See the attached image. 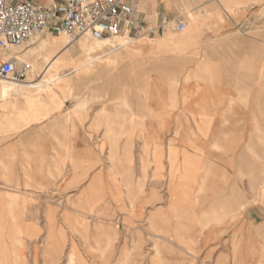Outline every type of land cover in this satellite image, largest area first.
Instances as JSON below:
<instances>
[{"label": "rangeland", "instance_id": "1", "mask_svg": "<svg viewBox=\"0 0 264 264\" xmlns=\"http://www.w3.org/2000/svg\"><path fill=\"white\" fill-rule=\"evenodd\" d=\"M188 2L190 0H183L184 4ZM151 6H155V1ZM178 15L160 18L159 15L147 16L145 20L151 26L160 24L163 18L167 19V24L157 33L131 39L133 41L130 42L120 38L110 39L104 49L89 57L80 52L76 45L80 40L93 41L89 36L75 41L67 37L43 40L41 35L44 34H38L34 44L0 48V63L15 59L18 65H30L31 70L24 84L33 80L41 85V88L29 90L24 88V84L16 86L0 82V99L19 93L20 97L44 95L46 99L58 100V93H65L70 100H91L89 102L95 106L92 111L100 108L103 101L107 144L106 147L97 148L95 169L97 173L102 172L103 177L93 185L101 193L56 197L49 191L51 196L46 198L39 195L50 189L89 185L92 179L32 182L33 177L40 176L32 177L30 172L36 163L39 164L40 151L31 150L29 142L23 140L22 135H0V144L17 142L15 148L12 146V151H0V168L3 167L6 174L0 178V264H195L197 258L200 260L198 264H222L219 260L220 244H215L207 259L200 251L196 253L190 248L188 238L180 236L182 222H178L177 218L182 209L181 200L179 198L177 202L172 198L176 194L185 196L187 190L179 186H192L189 191L194 195L196 209L202 213L205 206L203 201L210 198L208 212L213 216V223L219 224L220 195L228 200L234 199L236 194L249 193L255 200L264 192V151L245 154L250 156L251 163L241 162L238 181H245L244 185H218V157L215 153L203 154L206 151L200 149L203 147L215 152L217 140L207 139L203 134V139H198L201 128L197 119L207 115V109L199 108L198 112V104L194 102L209 99L211 95L199 91L183 92L182 86L202 82L198 76H187L201 63H205V71H208L211 65L226 59L218 58L212 45L201 39L200 30L194 27L199 18L198 12L184 7ZM178 21L185 25L183 33L174 28ZM246 29L243 28L244 31ZM55 42L64 46L72 42L69 46L74 51L70 62L60 61L67 54L65 49L56 64H51V46ZM146 44L152 47L147 49V53H139L145 48L137 49L136 46ZM36 46L41 50L32 52L30 48ZM92 60L95 62L88 64ZM47 70H50L51 76L44 84L42 80ZM6 86L12 91L2 94L1 90ZM51 90L57 95L52 94ZM232 92L238 97L261 94L258 85ZM204 94L206 96L202 97ZM150 99L155 100L156 111L150 110ZM187 105H193V108L187 109ZM86 111H90V108ZM258 112H261L260 108ZM171 119L174 126L167 128L166 124ZM151 120H155L159 127L157 142L150 140ZM11 127L12 123L6 124L0 117V133L15 131ZM210 127L213 130L214 124H202V133H209ZM57 136L62 139V134ZM130 137H133V142ZM247 139L240 144L247 143ZM254 139L262 149L263 136ZM184 149L191 154H186ZM65 152L68 154L67 148L49 149V161L52 162L49 177L57 167V160L63 158ZM10 165L19 169L21 173L16 178L22 181L15 184L9 182L7 174ZM248 167L252 168L253 173L249 172ZM77 168L73 164L65 167L64 172L67 174L69 170L75 171ZM229 176L233 178L228 174L226 178ZM220 179V184H223L224 177ZM114 185L116 191L111 192L109 186ZM126 185L130 186L129 189L131 185H140V190L134 188L131 192H122L121 186ZM155 194L160 195L157 200L154 199ZM67 208L73 210L67 211ZM139 208L144 210L142 219L134 216V211ZM157 211L161 213L156 215ZM131 215L136 222L131 227L147 225L148 232L143 243L140 237L133 238L132 256L114 257L112 226L124 224V218ZM120 231L123 228L120 227ZM117 242L118 246L120 243L124 247L127 244L125 238Z\"/></svg>", "mask_w": 264, "mask_h": 264}, {"label": "crops", "instance_id": "2", "mask_svg": "<svg viewBox=\"0 0 264 264\" xmlns=\"http://www.w3.org/2000/svg\"><path fill=\"white\" fill-rule=\"evenodd\" d=\"M31 1L45 4L47 0ZM153 1H155L154 7L151 6ZM142 5L143 11L140 13H143L145 17L154 15H159L158 18L171 15L179 17L178 12L182 11L184 7L195 10L199 13V18L195 21L194 27L200 30L201 39L204 40V43L208 42L212 45L211 48L215 50L218 58L226 59L211 65L208 71H205V63L198 65L187 76H198L202 82L184 84L182 91L210 93L209 99L194 101L195 104H198L196 105L198 112L199 108L207 109V115L199 116L197 119L201 128L198 139H203L201 136L203 134L207 139L217 140L218 146L215 152L203 147L200 149L206 151L203 154L215 153L218 157L216 173L219 186L238 187L244 185L246 182H239L238 176L241 173V162L251 163L250 156L245 154L255 153L259 150L264 151V144L260 145L262 147L260 149L254 139L261 135L264 139V95L262 94V90H264V0H190L186 4L183 3V0H139V11ZM244 27H247L245 31ZM36 37L37 35L30 37L27 43L34 44L37 41ZM53 38L60 37L47 33L41 35L43 40ZM33 39L34 41H32ZM70 43L72 42H68L66 46L58 42L53 43L51 62L58 61L65 49L68 55L73 53L74 48L69 46ZM136 47L137 49L145 48L139 50V53L143 54L147 53V49L152 45ZM39 82L41 81L39 80ZM255 85L260 88V95L238 97L236 93L232 92L253 88ZM152 93L154 94V92ZM58 96V100H50L46 99L44 95L20 97L17 93L15 96L1 98L0 117L6 121V124L12 123L11 128L15 131L0 133V135H22L24 136L23 140L29 142L31 150L38 149L40 151L39 164L36 163L30 170L32 177L40 176L33 177L32 182L49 183L50 180L92 179L89 185L77 188L50 189L43 191L45 192L43 194L40 193V197L50 198L51 192L49 191H52V195L56 197L97 195L102 191L97 192L96 186L93 184L98 178L103 177V173H97L95 169L98 162L97 152L99 149L97 150V148L107 146L104 102L101 101L100 108L92 111L95 106L89 102L91 101L89 99L70 100L65 93H58ZM204 96L206 95H202V97ZM150 103H152L150 110L156 111L155 100L150 99ZM77 108L79 111H76ZM87 108H90V111H86ZM186 108L191 109L193 105H187ZM259 108L261 112H258ZM99 118L101 122H98ZM226 122L227 124H223ZM183 123H186L184 118ZM202 124H214V128L212 130L210 127L209 133L207 131L202 133ZM170 125L174 126L173 119L166 124L167 128ZM149 126L150 140L157 142L159 127L156 121L151 120ZM57 134H62V139ZM246 138H248L247 143L241 145V141ZM130 139L133 142V137ZM16 144L17 142L15 144H0V151H12V146L15 148ZM257 147L258 150H256ZM59 148H67L68 154L65 152L63 158L57 160V167L49 177V165L52 162L49 161L48 151ZM184 150L186 154H191L187 149ZM73 164L78 166L77 170H69L66 174L65 167ZM251 169L248 167L249 172L253 173ZM231 172L233 173L231 174ZM20 173L16 166L10 165L7 174L9 182L15 184L22 181L16 178ZM227 174L233 175V178L229 176L230 178L227 179ZM4 175L6 174L1 167L0 178ZM222 176L225 180H223V184H220ZM227 180L228 182L225 183ZM115 187V185L109 186L111 192L116 191H114ZM121 187L123 188L122 192H131L134 188L137 191L140 190V185H131L130 189L128 185ZM179 188L187 190L184 193L185 196L176 194V197L172 198L177 202L179 198L181 200L182 209L177 218L178 222H182L180 223L182 226L180 227V236L189 239V246L193 251L196 253L200 251L202 256L206 255L205 257L208 259L209 252L213 251L215 244H220L219 260L222 261V264H264V192L260 193L255 200L249 193L236 194L234 199L229 198L228 200L226 196L220 195V222L215 224L212 221L213 216L208 212L210 198H208L209 201H203L205 206L201 213L196 209L194 195L189 191L193 187L187 184L185 187L179 186ZM154 190L159 189L154 188ZM36 193L39 194L37 191ZM159 197V194H155L154 199L157 200ZM81 209L83 210V208ZM71 210L73 209L67 208V211ZM143 211L142 208L136 209L134 216L142 219ZM160 213L157 211L155 214L159 215ZM201 215L203 216L201 217ZM135 223L131 215L124 218V224L112 226L114 257L132 256L134 254L133 238L140 237L139 239L143 243L148 227L147 225L131 227ZM120 227L123 228V231L125 230L124 233L120 231ZM122 238L127 240L125 247L122 243L118 246L117 241L122 242ZM199 261L197 258L195 264H198Z\"/></svg>", "mask_w": 264, "mask_h": 264}, {"label": "built area", "instance_id": "3", "mask_svg": "<svg viewBox=\"0 0 264 264\" xmlns=\"http://www.w3.org/2000/svg\"><path fill=\"white\" fill-rule=\"evenodd\" d=\"M139 0H47L45 4L31 0H0V48L20 47L34 34L66 36L75 41L82 36L92 40L121 37L136 39L159 32L167 24L151 26L139 13ZM183 32L185 25L175 23ZM31 66L17 64L15 59L0 63V79L25 83Z\"/></svg>", "mask_w": 264, "mask_h": 264}, {"label": "bare ground", "instance_id": "4", "mask_svg": "<svg viewBox=\"0 0 264 264\" xmlns=\"http://www.w3.org/2000/svg\"><path fill=\"white\" fill-rule=\"evenodd\" d=\"M143 6L142 7H140V11H139V13L140 12H142L143 11ZM185 31V30H184ZM183 31V32H184ZM183 32H179V33H183ZM34 35H38V34H34ZM60 38H62V37H66V36H64V35H62V36H59ZM68 38V37H67ZM118 38H120V39H124V40H126V41H128V42H130V41H133V40H130V39H126V38H121V37H116L115 39H118ZM112 40H113V38H111ZM70 40V39H69ZM71 41V40H70ZM109 42H110V40H104V41H102V40H93V41H88V40H80V41H78L77 42V47L79 48V51L80 52H82V53H84L87 57H89V56H91L92 54H95L97 51H99V50H101V48H103L104 49V46H106V45H108L109 44ZM41 50V48L39 47V46H36V47H34V48H32L31 49V51L32 52H35V51H37V52H39ZM78 51V50H77ZM100 52V51H99ZM68 55V54H67ZM65 55V57L64 58H62V60H60L61 62H63V61H68V62H70L71 60L70 59H72L71 57H72V53L70 54V55ZM96 55H98V54H96ZM81 56V55H80ZM85 56V57H86ZM101 56V55H100ZM79 57V56H78ZM77 57V58H78ZM76 58V59H77ZM94 58V57H93ZM82 60V62L84 61L83 60V56H82V58H81ZM91 59V58H90ZM89 59V60H90ZM101 59V58H100ZM70 60V61H69ZM98 60V59H97ZM78 61H80V59H78ZM89 62V61H88ZM95 61L94 60H92V62H89L88 64H93ZM112 62V61H111ZM110 62V63H111ZM87 63V62H86ZM51 64H56L55 62H52ZM79 64V63H78ZM91 64V65H92ZM58 65V64H57ZM76 65V64H75ZM83 67V66H82ZM82 67H80V68H82ZM90 71V70H89ZM50 76H51V72H50V70L48 71L47 70V72H45V74H44V76H43V80L42 81H44L43 83L44 84H47V79H49L50 78ZM78 79V78H77ZM46 81V82H45ZM0 82H3V83H8L9 85H16V86H19V85H22V84H24V83H12V82H9V81H5V80H2V79H0ZM21 87V86H20ZM24 88L25 89H29V90H31V89H38V88H41V85H38V84H35V82L33 83V81H31L30 83H27L26 85L24 84ZM9 91H12V89L11 88H9L8 86H6V87H4V88H2V90H1V93L2 94H5V93H8ZM51 92H52V94H54L55 96L57 95V93L56 92H54L53 90H51ZM5 259V258H4ZM3 259V260H4ZM4 262V261H3Z\"/></svg>", "mask_w": 264, "mask_h": 264}]
</instances>
